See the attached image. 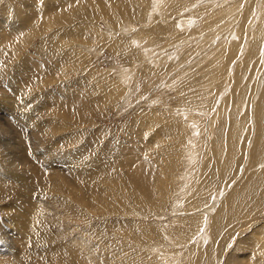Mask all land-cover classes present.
I'll use <instances>...</instances> for the list:
<instances>
[{
    "label": "rangeland",
    "instance_id": "1",
    "mask_svg": "<svg viewBox=\"0 0 264 264\" xmlns=\"http://www.w3.org/2000/svg\"><path fill=\"white\" fill-rule=\"evenodd\" d=\"M1 107L0 264H264V0H0Z\"/></svg>",
    "mask_w": 264,
    "mask_h": 264
},
{
    "label": "bare ground",
    "instance_id": "2",
    "mask_svg": "<svg viewBox=\"0 0 264 264\" xmlns=\"http://www.w3.org/2000/svg\"><path fill=\"white\" fill-rule=\"evenodd\" d=\"M70 3V2H69ZM249 8V7H248ZM15 22H12V24L11 25H13ZM88 43V42H87ZM81 45V44H80ZM8 99V98H7ZM8 103H10V101L8 102ZM5 106H8V104H5ZM12 108H14L12 111L13 112H15V110L17 111L15 114H11V113H8L7 112V110H8V107H1L0 108V110H5V112H7L9 115H11L12 117H17V119L18 118H20V119H24L25 120V114H24V112L23 111H25L24 110V107H23V104H21L20 106L18 105V106H16V107H12ZM32 111V110H31ZM5 112H2V114H4V115H0V129H1V131H2V133H1V136H2V138L0 139V143L1 142H5V135H7V133H11L12 131H15L16 132V126L15 127H13V124H11L12 125V127H13V129L9 126V124H7V122L5 121V120H2L3 119V117H5L6 115H5ZM29 113H30V110H29ZM33 115V114H32ZM7 118H9V116H6ZM31 117H33V116H31ZM8 120V119H7ZM10 120H11V118H10ZM26 120H27V118H26ZM9 121V120H8ZM16 121V120H15ZM26 122V121H25ZM28 122V121H27ZM17 123H19V122H17ZM17 125V124H16ZM33 125V124H32ZM19 127H20V129L21 130H18V131H21L22 133H23V131H26V129H25V126L22 124H20L19 125ZM18 127V128H19ZM30 127V126H29ZM17 128V129H18ZM22 128H24V129H22ZM0 131V132H1ZM19 133V132H18ZM24 134V133H23ZM22 135V134H21ZM25 135V134H24ZM30 135V134H29ZM28 135V137L30 138V136ZM0 136V137H1ZM4 136V137H3ZM13 136V135H12ZM24 137V136H23ZM25 137H26V135H25ZM28 138V139H29ZM32 138V137H31ZM16 140V139H15ZM26 140V139H25ZM30 140V139H29ZM31 141V140H30ZM35 141V140H34ZM15 142V141H14ZM9 143V142H8ZM20 142H18V144H19ZM30 143H34L33 141L32 142H30ZM11 145V144H10ZM5 146H6V148L7 149H10L11 151H10V153H12V154H14L13 156H11V157H13L14 158V160H12V159H10L11 157L9 156V160H11L12 161V163L13 164H15L16 162H17V160L19 161V162H23V165L24 164H31V161H30V159H28L27 158V154H25V152H23L24 150H22L23 149V147H22V149H20L19 147H17V148H15L16 150H19V151H16V150H14L13 148H11L7 143H5ZM19 146V145H18ZM30 146V145H29ZM3 148H4V146H2ZM20 147H21V145H20ZM32 147H33V145H32ZM24 148H25V146H24ZM28 148V147H27ZM25 150H26V152L28 151L26 148H25ZM37 150V149H36ZM9 151V150H8ZM24 154H23V153ZM11 155V154H10ZM27 158V159H26ZM31 158V157H30ZM39 159V158H38ZM50 159V158H49ZM48 159V160H49ZM6 160H8V159H6ZM130 162V161H129ZM47 163H49V162H46V164ZM45 164V163H44ZM50 164V163H49ZM52 164V163H51ZM17 165V164H16ZM16 165H15V167H16ZM139 165H140V163H139ZM14 166V165H13ZM27 166V165H26ZM141 166V165H140ZM12 167V166H11ZM19 167V166H18ZM132 167V166H131ZM142 169V168H141ZM45 171H47V170H45ZM135 171V170H134ZM137 171V173L136 172H134L135 173V175L134 174H131L130 176H131V181L130 182H132V183H134V184H136L137 185V179H138V177H140V176H142V175H145L141 170H136ZM12 173V172H11ZM49 176V175H48ZM127 176V175H126ZM129 176V175H128ZM129 176V177H130ZM55 180V179H54ZM142 180V179H141ZM140 180V181H141ZM143 181V180H142ZM145 182V181H144ZM126 183V182H125ZM128 184V183H127ZM140 187L141 188H143V189H145L146 191H148L149 192V190H148V188L145 186V185H143L142 184V186H141V183H140ZM150 189V188H149ZM151 192V191H150ZM130 193V192H129ZM181 201V200H180ZM85 203V202H84ZM14 208V207H13ZM27 215V214H26ZM27 217H29V216H27ZM12 218V217H11ZM13 219V218H12ZM24 223V222H23ZM15 226V225H14ZM21 228H22V230L20 229V231H15L14 229H13V236L15 237V240L16 241H14L13 239H11L10 240V247L8 246V242H4L3 243V245H2V247L5 249V251H2V250H0L1 251V256H2V254H4V257H6L8 254H10V256H8V257H11V255H13V257L14 258H17L18 257V261L20 260V261H22V258H20V256H19V254L21 253V251L19 250V249H21V248H18L20 245L22 246V244H23V241H24V238H25V240H27V235H25V237H23V235L24 234H26L25 233V231H28V230H26V229H28L27 228V226H26V224H21ZM17 230V229H16ZM7 231V230H6ZM31 231V230H30ZM32 234V233H31ZM10 235V234H9ZM35 235V234H34ZM4 237V236H3ZM30 238V237H29ZM31 239V238H30ZM35 239V238H34ZM9 240V239H8ZM2 241V239L0 238V242ZM21 241V242H20ZM28 241H29V239H28ZM37 241V240H36ZM25 242V241H24ZM26 243H24V245H25ZM38 244V243H37ZM24 245H23V247H24ZM26 245H28V244H26ZM30 250V249H29ZM24 252V251H23ZM25 253H27V252H25ZM24 253V254H25ZM22 256V255H21ZM4 259H7V258H4ZM7 262V261H6ZM8 263V262H7ZM6 263V264H7Z\"/></svg>",
    "mask_w": 264,
    "mask_h": 264
}]
</instances>
